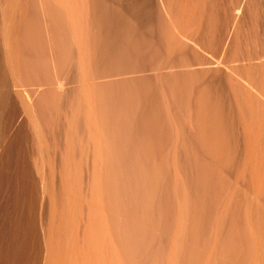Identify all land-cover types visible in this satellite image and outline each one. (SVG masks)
I'll return each instance as SVG.
<instances>
[{
    "label": "rangeland",
    "instance_id": "rangeland-1",
    "mask_svg": "<svg viewBox=\"0 0 264 264\" xmlns=\"http://www.w3.org/2000/svg\"><path fill=\"white\" fill-rule=\"evenodd\" d=\"M66 1L0 0V263L264 264V0Z\"/></svg>",
    "mask_w": 264,
    "mask_h": 264
},
{
    "label": "bare ground",
    "instance_id": "bare-ground-1",
    "mask_svg": "<svg viewBox=\"0 0 264 264\" xmlns=\"http://www.w3.org/2000/svg\"><path fill=\"white\" fill-rule=\"evenodd\" d=\"M55 1V0H54ZM57 1V0H56ZM61 0H59V2H60ZM66 1V0H65ZM65 1L63 0L62 2H64L65 3ZM59 2H57V4L59 3ZM62 2H60V3H62ZM67 2V1H66ZM1 3V2H0ZM60 3L58 4V6L60 5ZM66 5H67V3H66ZM65 4H63V6L65 7L66 6ZM57 7V6H56ZM60 7V6H59ZM68 7V6H67ZM63 8V7H61L62 8V10L64 9H66V10H69L68 8ZM65 12V11H64ZM62 13H63V11H62ZM68 13V15H64V16H67V17H62V19H64V18H67L68 19V17L70 16V13H69V11L68 12H66V14ZM61 14V13H60ZM63 14H65V13H63ZM63 14H61V15H63ZM64 21H68V20H64ZM72 22V21H71ZM53 26H54V24H53ZM50 27V26H49ZM65 28V27H64ZM51 29V28H50ZM48 32V31H47ZM52 36V35H51ZM57 38V37H56ZM14 50V49H13ZM10 53V52H9ZM16 53V52H15ZM9 68V67H8ZM1 69V68H0ZM10 70V69H9ZM8 70V71H9ZM2 70H0V72H1ZM2 73V72H1ZM0 76H1V74H0ZM2 78V77H1ZM0 78V79H1ZM8 78V77H7ZM5 80H8V79H5ZM1 81H3V80H1ZM8 81H10V80H8ZM5 82V81H4ZM4 82H3V84H4ZM1 83V82H0ZM11 83H13V82H11ZM2 84V83H1ZM9 84H10V82H9ZM8 85V84H7ZM7 85H5V89H3L2 87H0V109H2L4 106H5V104L6 103H8V101H7V96H10L9 94L8 95H6L4 92L5 91H2V90H6L7 89ZM1 86V85H0ZM7 86V87H6ZM22 91V90H21ZM26 97V96H25ZM27 98V97H26ZM97 136V135H96ZM1 186V185H0ZM19 192V191H18ZM47 224H48V222H47ZM8 229V228H7ZM15 229V228H14ZM9 231V230H8ZM13 232H15V231H13ZM2 233V232H1ZM5 234V233H4ZM18 234V233H17ZM44 234V233H43ZM4 236H6V235H4ZM4 236H2L3 238H4ZM9 237V236H8ZM12 237H14V236H12ZM45 237V236H44ZM16 238H17V236H16ZM16 238L14 239V240H16ZM11 239H13V238H11ZM18 239V238H17ZM48 239V238H47ZM13 240V241H14ZM22 240V239H21ZM19 241V240H18ZM10 242V241H9ZM14 242H17V241H14ZM13 242V243H14ZM4 243V242H3ZM22 243V242H21ZM242 244V243H241ZM14 245V246H13ZM13 248L11 249L12 251V257H11V259H12V261L10 262V263H12V264H16L17 262H16V260H17V256H18V252H19V248H20V246H18V244H12L11 245ZM23 247V246H22ZM1 248V247H0ZM239 248V247H238ZM263 248V247H262ZM7 251V250H6ZM10 251V250H9ZM21 251H23V250H21ZM4 252V251H3ZM22 253V252H21ZM50 253V252H49ZM4 257H5V255H3ZM9 256V255H8ZM9 258L7 257V260H8ZM4 261H5V258H4ZM6 262H8V261H6ZM5 263V262H4ZM20 263V262H19ZM1 264V263H0ZM8 264V263H7Z\"/></svg>",
    "mask_w": 264,
    "mask_h": 264
}]
</instances>
